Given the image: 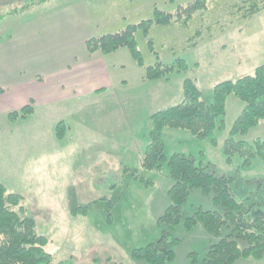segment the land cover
I'll list each match as a JSON object with an SVG mask.
<instances>
[{
  "label": "rangeland",
  "instance_id": "1",
  "mask_svg": "<svg viewBox=\"0 0 264 264\" xmlns=\"http://www.w3.org/2000/svg\"><path fill=\"white\" fill-rule=\"evenodd\" d=\"M34 1L0 0V111L33 108L27 116L11 119L0 112V182L21 196L25 215L34 218L37 232L47 237L45 248L55 264H147L130 254L157 242V217L170 203L167 190L172 183L166 174L139 166L148 142L149 115L181 100L185 77L196 81L210 103L216 84L252 74L263 64L264 8L245 18L239 8L248 3L244 0H207V10L197 11V21L187 27L175 22L153 25L149 37L158 60L169 64L180 57L188 68L169 74L167 80L149 81L143 78L144 67L156 58L141 30L135 39L143 67L126 48L93 55L85 41L151 19L154 7L173 12L192 0H49L31 5ZM195 28L202 32L196 45L187 40ZM7 52H12L9 60ZM93 82L110 86L103 94H73L75 87L81 91L83 84ZM224 104V122L213 138L165 129V154L191 155L234 175L230 186L238 199L256 186L248 180L260 178L261 188L253 197L259 201L264 198V165L255 160L240 168V158L228 161L223 151L244 104L233 93ZM59 121L63 128L58 137ZM234 137L249 142L264 138V120ZM162 168L166 171V162ZM134 169L152 178L154 186L145 188L133 180ZM82 206H87L84 214H71ZM198 208L212 209L214 204L195 190L183 213ZM215 240L201 224L186 230L180 223L170 230L161 251H174L168 264H192L189 255L196 253L200 262ZM234 264H264V257L240 258Z\"/></svg>",
  "mask_w": 264,
  "mask_h": 264
},
{
  "label": "trees",
  "instance_id": "2",
  "mask_svg": "<svg viewBox=\"0 0 264 264\" xmlns=\"http://www.w3.org/2000/svg\"><path fill=\"white\" fill-rule=\"evenodd\" d=\"M49 0H36L31 5L43 4ZM258 0H244L242 17L252 18L264 8ZM207 0H192L179 5L173 12H165L154 7L153 17L137 23L127 24L116 32L92 37L85 41L90 53L96 51L109 54L120 48H126L132 60L140 67L144 66L142 55L137 47L135 33L141 30L147 38L151 52L155 54V62L144 67L145 80L158 81L168 79L174 72H185L188 68L186 60L177 57L167 64L158 60L153 40L149 37L153 25L165 26L171 22L183 27L197 21L195 13L207 10ZM202 18V17H201ZM201 20V19H200ZM201 29L195 28L187 40L198 43ZM233 93L243 102L240 114L234 120L228 137L224 140V154L228 161L240 158L238 167L248 168L255 160L264 165V138H256L252 142L235 135H244L247 131L264 120V63L257 66L252 74L225 80L212 89V101L206 102L202 91L192 78L185 77L181 85V100L169 107L156 110L149 115L150 128L145 150L139 157V166L148 172L166 174L172 181L167 190L170 201L164 212L157 217L160 235L156 243H148L131 251V258L147 264H168L174 258V251H161L162 243L169 237L170 230L180 223L186 230H192L198 224L214 236L204 258L197 262L196 253H191L192 264H234L240 258L260 259L264 257V198L253 201L254 195L261 188L262 179L255 178L247 183L255 182L245 195L238 199L231 191V183L236 179L232 174L220 173L209 161L199 160L180 152L165 154V129H181L192 136L203 139L213 138L215 129L223 125L225 115V98ZM31 105L8 113V118L25 117L32 113ZM62 121L56 124L55 131L59 137L62 133ZM166 162V171L162 164ZM137 180L143 187L154 186L150 177L143 176L134 169ZM264 170V168H263ZM199 190L211 199L212 209L198 208L192 214L183 213V207L191 192ZM87 206L71 210V214H84ZM257 212L256 215H252ZM48 239L36 230L34 218L25 215L21 205V196L9 192L0 182V264H55L53 256L45 248ZM68 263L60 261L57 264ZM91 264H103L94 260ZM120 264V263H115Z\"/></svg>",
  "mask_w": 264,
  "mask_h": 264
},
{
  "label": "crops",
  "instance_id": "3",
  "mask_svg": "<svg viewBox=\"0 0 264 264\" xmlns=\"http://www.w3.org/2000/svg\"><path fill=\"white\" fill-rule=\"evenodd\" d=\"M96 52H98V51H96ZM96 52H95V54L93 53V55H97L96 54ZM115 52V51H114ZM3 53H4V50H3ZM12 53V52H11ZM9 54V52H7L6 53V60L8 59L9 60V58L12 56V54ZM89 55V54H88ZM71 65L69 64V65H65V66H61V69H64V71L66 70V68H69ZM54 68H57L58 69V67H54ZM66 83V82H65ZM73 83V82H72ZM106 85H108V87L110 86L109 85V83H101L100 85H96V84H94V82H93V85L92 84H90L89 85V87H88V83H85V84H83V86L82 87H80V88H82L81 89V91L79 90V88H78V86L77 87H75L74 89V92H73V88H72V92H73V94L74 95H78V94H81L80 96L81 97H84L83 95L84 94H94V93H97V92H102V94L104 93V91L106 90V89H108V87L106 86ZM73 87V86H72ZM107 87V88H106ZM69 96V95H68ZM65 97H67V95H65V96H61V98H65ZM73 98V97H72ZM55 101H57V100H55ZM8 111H9V109H7V108H5V107H2L1 108V113L2 114H6V118H7V115H8ZM154 112V111H153ZM152 113V112H151ZM150 113V114H151Z\"/></svg>",
  "mask_w": 264,
  "mask_h": 264
}]
</instances>
